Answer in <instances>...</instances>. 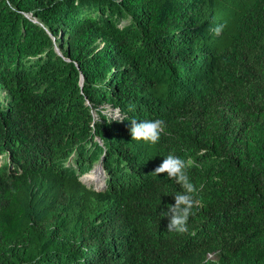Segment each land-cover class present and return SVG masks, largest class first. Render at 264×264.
<instances>
[{"label":"trees","instance_id":"16d2710c","mask_svg":"<svg viewBox=\"0 0 264 264\" xmlns=\"http://www.w3.org/2000/svg\"><path fill=\"white\" fill-rule=\"evenodd\" d=\"M0 264H264V0H0Z\"/></svg>","mask_w":264,"mask_h":264},{"label":"clouds","instance_id":"9594fccd","mask_svg":"<svg viewBox=\"0 0 264 264\" xmlns=\"http://www.w3.org/2000/svg\"><path fill=\"white\" fill-rule=\"evenodd\" d=\"M223 26L215 29L219 35ZM114 120H121L118 116ZM165 122L160 119L136 121L132 120L130 124V135L133 140H143L146 143L156 144L165 132ZM188 164L183 159L174 154H169L154 170L157 175L167 174V177L181 185L182 191L174 194V204L167 206V210H161L160 216L167 217L168 231L184 233L187 229V221L193 215V208L196 205L193 194L197 191L191 183L187 174Z\"/></svg>","mask_w":264,"mask_h":264},{"label":"rangeland","instance_id":"374dc122","mask_svg":"<svg viewBox=\"0 0 264 264\" xmlns=\"http://www.w3.org/2000/svg\"><path fill=\"white\" fill-rule=\"evenodd\" d=\"M105 107H107L108 110L111 111V108H109L108 106H105ZM115 112H118V109H115ZM98 167H99V166H95V168H93L92 170H95V169L98 168ZM92 170H91L90 172L84 174V175L82 176V179H84L86 182H91V181H92V182H94L96 185H98V186L100 185L99 187H103V184H104L103 175L100 176V178H102L100 181L97 180V178L95 179V178H93V177H87V175H89V173H91ZM97 173H99V172H97ZM103 174H104V173H103ZM95 177H96V176H95ZM209 257L214 258L215 255L210 254Z\"/></svg>","mask_w":264,"mask_h":264},{"label":"bare ground","instance_id":"6f19581e","mask_svg":"<svg viewBox=\"0 0 264 264\" xmlns=\"http://www.w3.org/2000/svg\"><path fill=\"white\" fill-rule=\"evenodd\" d=\"M97 172H99V173H97ZM102 175H103V172H102L101 168L98 167L95 170H92V172L89 173V175H87V177H93L95 179L97 178V180L100 181L102 179V178H100V176H102Z\"/></svg>","mask_w":264,"mask_h":264}]
</instances>
